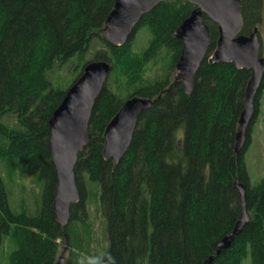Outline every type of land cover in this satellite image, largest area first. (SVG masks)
<instances>
[{
  "label": "trees",
  "instance_id": "1",
  "mask_svg": "<svg viewBox=\"0 0 264 264\" xmlns=\"http://www.w3.org/2000/svg\"><path fill=\"white\" fill-rule=\"evenodd\" d=\"M240 1L241 32L259 29L264 56V0ZM113 2L0 0V264H54L66 250V264H93L81 257L95 241L90 203L103 216L107 240L98 264H202L240 216L236 179L245 187L249 219L211 264H241L248 255L251 264H264V176L251 184L243 159L262 104L264 74L247 140L235 153L251 70L208 63L217 24L203 14L210 44L187 93L175 77L182 41L174 30L194 5L158 2L116 45L102 32ZM92 60L108 61L111 69L92 108V138L78 152L80 199L62 226L52 208L56 170L48 120ZM158 94L138 117L121 158L105 159L104 129L120 105L134 95ZM6 180L36 189L34 207L23 195L13 209Z\"/></svg>",
  "mask_w": 264,
  "mask_h": 264
},
{
  "label": "water",
  "instance_id": "2",
  "mask_svg": "<svg viewBox=\"0 0 264 264\" xmlns=\"http://www.w3.org/2000/svg\"><path fill=\"white\" fill-rule=\"evenodd\" d=\"M163 0H114L105 17L102 32L116 45L123 44L134 33L141 16ZM194 5L189 15L174 30L181 39L182 48L175 64V77L182 80L185 92L192 91L195 72L210 44L209 26L203 19L206 14L217 24V38L209 54V64L233 62L236 67L251 70L245 87L243 109L238 117L234 151L238 153L247 140V126L253 115V98L264 74V56L259 29L249 34L241 32L243 18L240 0H188ZM108 61L87 62L78 78L68 87L63 99L53 110L49 120L48 145L56 170L52 208L54 218L62 226L68 223L70 207L80 199L76 184L75 165L78 152L91 140L88 124L97 95L109 74ZM160 97L134 95L126 99L104 129L103 156L116 163L128 149L136 121ZM241 202V213L233 229L218 242L215 252L202 264H211L219 252L231 245L245 221L249 219L245 207V187L235 180ZM54 264H66L60 255Z\"/></svg>",
  "mask_w": 264,
  "mask_h": 264
},
{
  "label": "rangeland",
  "instance_id": "3",
  "mask_svg": "<svg viewBox=\"0 0 264 264\" xmlns=\"http://www.w3.org/2000/svg\"><path fill=\"white\" fill-rule=\"evenodd\" d=\"M63 81H67V78H64ZM261 100V108L258 111V115L256 116V120L252 124L250 128V141L248 145L243 151V159L245 162V167L249 176V182L251 184L258 182L264 176V89L262 90ZM19 178H15L14 181H19ZM29 177L25 179V183L28 184ZM30 183V182H29ZM6 186L10 188L9 194V202L10 206L18 210V202L21 196H25L26 203L29 207H34V195L37 194L36 189H32V187L22 188L20 182H14L10 184L9 181L6 180ZM32 189V190H31ZM88 219L91 220L94 227V243H92L91 253L87 254L82 252V259H87L98 264V260L95 259L97 257L100 258L104 249L107 246V240L104 232V224H103V216L100 214L98 210H96V206L94 203H90L88 205ZM61 254V253H60ZM62 255V254H61ZM67 255V250L65 254ZM67 256H65L66 258ZM241 264H251L250 256L245 257Z\"/></svg>",
  "mask_w": 264,
  "mask_h": 264
},
{
  "label": "bare ground",
  "instance_id": "4",
  "mask_svg": "<svg viewBox=\"0 0 264 264\" xmlns=\"http://www.w3.org/2000/svg\"><path fill=\"white\" fill-rule=\"evenodd\" d=\"M87 249V248H86Z\"/></svg>",
  "mask_w": 264,
  "mask_h": 264
}]
</instances>
